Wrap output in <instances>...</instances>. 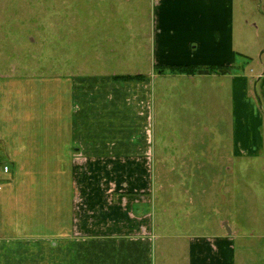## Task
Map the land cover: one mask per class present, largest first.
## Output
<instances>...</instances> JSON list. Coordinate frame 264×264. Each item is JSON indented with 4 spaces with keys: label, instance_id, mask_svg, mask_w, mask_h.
<instances>
[{
    "label": "crops",
    "instance_id": "crops-1",
    "mask_svg": "<svg viewBox=\"0 0 264 264\" xmlns=\"http://www.w3.org/2000/svg\"><path fill=\"white\" fill-rule=\"evenodd\" d=\"M151 1L150 71L129 74L141 80L0 73V264H162L155 242L165 237L148 207L158 189L159 201L172 187L166 178L194 175L196 165L171 143L155 149L154 116L174 93L161 81L230 79L236 153L260 149L264 63L235 45L244 44L237 40V0ZM196 92L180 89L176 96ZM229 245L224 236L192 238L184 262L231 264Z\"/></svg>",
    "mask_w": 264,
    "mask_h": 264
},
{
    "label": "rangeland",
    "instance_id": "rangeland-1",
    "mask_svg": "<svg viewBox=\"0 0 264 264\" xmlns=\"http://www.w3.org/2000/svg\"><path fill=\"white\" fill-rule=\"evenodd\" d=\"M151 14V0H0V73L147 75ZM235 20L237 40L244 42L236 47L264 63V1L237 0ZM161 82L174 93L154 116L155 149L171 143L174 152H190L196 170L166 178L172 187L159 201L158 189L148 207L157 235L165 237L155 242L157 261L185 264L190 239L224 236L231 264H264V124L257 153L239 156L230 79ZM180 89L199 92L182 99Z\"/></svg>",
    "mask_w": 264,
    "mask_h": 264
},
{
    "label": "trees",
    "instance_id": "trees-1",
    "mask_svg": "<svg viewBox=\"0 0 264 264\" xmlns=\"http://www.w3.org/2000/svg\"><path fill=\"white\" fill-rule=\"evenodd\" d=\"M199 69L194 67H171V71L174 73H190L195 74ZM210 72L217 73V70L215 68L210 69ZM117 81H136L141 80L142 77L136 76V77H129V76H122V77H116Z\"/></svg>",
    "mask_w": 264,
    "mask_h": 264
},
{
    "label": "built area",
    "instance_id": "built-area-1",
    "mask_svg": "<svg viewBox=\"0 0 264 264\" xmlns=\"http://www.w3.org/2000/svg\"><path fill=\"white\" fill-rule=\"evenodd\" d=\"M4 171H5V172H8V168H4Z\"/></svg>",
    "mask_w": 264,
    "mask_h": 264
}]
</instances>
